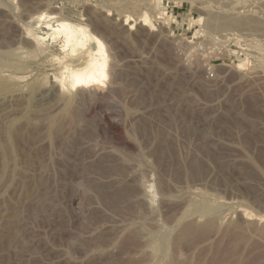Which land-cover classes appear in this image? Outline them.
<instances>
[{"label":"rangeland","instance_id":"1","mask_svg":"<svg viewBox=\"0 0 264 264\" xmlns=\"http://www.w3.org/2000/svg\"><path fill=\"white\" fill-rule=\"evenodd\" d=\"M263 40L264 0H0V264H264Z\"/></svg>","mask_w":264,"mask_h":264},{"label":"bare ground","instance_id":"2","mask_svg":"<svg viewBox=\"0 0 264 264\" xmlns=\"http://www.w3.org/2000/svg\"><path fill=\"white\" fill-rule=\"evenodd\" d=\"M216 17H218V16H216ZM211 18V17H210ZM218 18H220L221 19V17H218ZM174 19V18H173ZM213 19H215V18H213ZM59 20V19H58ZM221 21V20H220ZM234 21V20H233ZM245 21H247V20H245ZM250 21V20H249ZM248 21V22H249ZM255 21V20H254ZM144 22H146V23H150L147 19H145L144 20ZM229 22V20L227 21V23ZM236 22V21H235ZM172 23V22H171ZM227 23H226V25H227ZM243 23V22H242ZM250 23H251V21H250ZM249 23V24H250ZM255 23V22H254ZM239 24H240V22H239ZM256 24H257V22H256ZM59 25H60V29H61V32H63V33H65V35H66V33H69V34H67V41L68 42H70V40H73V42L75 43V45H77V46H79V47H81L82 48V51L84 52V55H85V57H86V64H85V66L84 67H81L80 69H76V70H74L73 71V73H72V77H71V79L70 80H72L71 81V85L72 86H75V85H77V87H80V86H82L83 84H89V83H91V82H95V81H97L98 79H99V77L101 76V77H105V67H106V57H105V55H104V47H103V45L102 44H100V43H98V41L96 40V39H93L94 37L90 34V33H88L87 32V30H84L83 31V29H81L80 27H78V26H75V25H72V24H70V23H63V22H61V23H59ZM221 25V24H220ZM229 25H230V23H229ZM234 25V24H233ZM246 25V24H245ZM244 24H243V26H245ZM259 25V24H258ZM220 27H222V26H220ZM230 27V26H229ZM231 27H233V26H231ZM230 27V28H231ZM248 27V26H247ZM249 27H250V25H249ZM249 27H248V29H249ZM261 27V26H260ZM224 28L226 29H228V27H225V25H224ZM229 28V29H230ZM234 28V27H233ZM250 28H252V27H250ZM217 29V28H216ZM225 29H223V27H222V30H224L225 31ZM226 29V30H227ZM237 29V28H236ZM252 29H254V28H252ZM259 29V28H258ZM234 30V32H236L235 31V29H233ZM233 30H231L230 29V31H233ZM244 30V29H243ZM257 30V29H256ZM207 31H208V29H207ZM223 31V32H224ZM228 31V30H227ZM238 31V30H237ZM55 32H60V30H55ZM206 32V31H205ZM214 32V31H213ZM226 32V31H225ZM245 32H247V31H245ZM258 32H260V31H258ZM262 33H263V30L261 31ZM230 33V32H229ZM251 33V32H250ZM214 34V33H213ZM237 34H238V32H237ZM244 35V34H243ZM247 35H249V34H247ZM254 35V34H253ZM250 36V35H249ZM259 36V35H258ZM240 37V36H239ZM244 37V36H243ZM242 38V37H241ZM245 38V37H244ZM247 38V37H246ZM254 38H255V36H254ZM257 38V37H256ZM260 39V38H259ZM263 39V38H262ZM241 40V39H240ZM254 40V39H253ZM256 40V39H255ZM263 42H264V40H263ZM257 44V43H256ZM250 45H252L251 43H250ZM254 46H257V45H255V44H253ZM258 45H260V44H258ZM249 46V45H248ZM259 47H263V44H262V46H259ZM264 48V47H263ZM246 49H247V47H246ZM255 49V48H254ZM257 49V48H256ZM263 50V49H262ZM250 52V51H249ZM251 54V53H250ZM257 54H259V53H257ZM262 54H263V52H262ZM251 55H253V54H251ZM261 56V55H260ZM257 59H258V57H256ZM260 58V57H259ZM261 58H263V57H261ZM260 62V61H259ZM61 86H63V84H61ZM70 108V107H69ZM69 111H70V109H69ZM51 124H52V122H51ZM51 127V126H50ZM193 167V169H195L196 170V166L195 165H193L192 166ZM117 198H119V196H117ZM245 217H249L248 215H247V213H245Z\"/></svg>","mask_w":264,"mask_h":264}]
</instances>
